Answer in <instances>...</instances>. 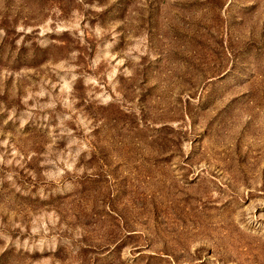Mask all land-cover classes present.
Masks as SVG:
<instances>
[{
	"label": "rangeland",
	"instance_id": "rangeland-1",
	"mask_svg": "<svg viewBox=\"0 0 264 264\" xmlns=\"http://www.w3.org/2000/svg\"><path fill=\"white\" fill-rule=\"evenodd\" d=\"M0 264H264V0H0Z\"/></svg>",
	"mask_w": 264,
	"mask_h": 264
},
{
	"label": "bare ground",
	"instance_id": "bare-ground-1",
	"mask_svg": "<svg viewBox=\"0 0 264 264\" xmlns=\"http://www.w3.org/2000/svg\"><path fill=\"white\" fill-rule=\"evenodd\" d=\"M229 152V151H228ZM230 153V152H229Z\"/></svg>",
	"mask_w": 264,
	"mask_h": 264
}]
</instances>
